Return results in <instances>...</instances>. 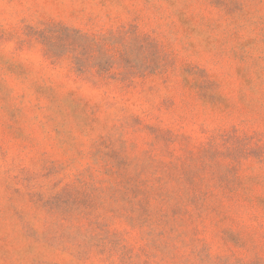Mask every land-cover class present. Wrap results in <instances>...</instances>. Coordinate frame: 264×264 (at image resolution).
Segmentation results:
<instances>
[{
    "label": "rangeland",
    "instance_id": "rangeland-1",
    "mask_svg": "<svg viewBox=\"0 0 264 264\" xmlns=\"http://www.w3.org/2000/svg\"><path fill=\"white\" fill-rule=\"evenodd\" d=\"M0 264H264V0H0Z\"/></svg>",
    "mask_w": 264,
    "mask_h": 264
}]
</instances>
